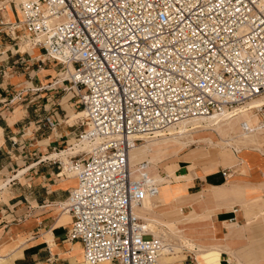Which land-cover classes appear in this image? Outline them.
<instances>
[{
  "label": "built area",
  "instance_id": "obj_1",
  "mask_svg": "<svg viewBox=\"0 0 264 264\" xmlns=\"http://www.w3.org/2000/svg\"><path fill=\"white\" fill-rule=\"evenodd\" d=\"M20 12L40 63L74 68L85 112L76 140H98L69 157L66 240L81 244L85 264H162L161 240L134 211L159 186L146 162L131 170L129 150L264 95V0H28ZM250 110L264 122V106Z\"/></svg>",
  "mask_w": 264,
  "mask_h": 264
},
{
  "label": "crops",
  "instance_id": "obj_2",
  "mask_svg": "<svg viewBox=\"0 0 264 264\" xmlns=\"http://www.w3.org/2000/svg\"><path fill=\"white\" fill-rule=\"evenodd\" d=\"M7 6L1 9L6 13H0V26H11L10 33L7 27H0V264H84L81 244L66 240L71 218L62 212L68 192L76 186V179L71 175L59 176L57 164V160L62 166L70 162L67 156L70 149L63 150L71 146L73 139L77 140L74 137L65 139L73 132L59 129L62 117L57 111L47 118L55 123L51 128L36 120L22 105L11 104V95L24 83L13 85V76L9 73L15 68L24 70L15 65H30V61L38 65L44 57L41 49L30 45L29 39L23 36L25 33L14 29L17 21L11 5ZM41 71L44 70H32L34 73ZM15 75L24 76L25 73L15 72ZM38 81L41 83L40 79ZM66 107L68 112L62 109L63 119L71 129L78 119L73 116L77 111L69 104ZM258 121L250 127L254 128ZM257 136L263 153L248 150L243 154L245 172L236 170L235 166L219 165L205 173L198 166L192 177L181 178L190 174L188 167L192 160L206 157L208 150L203 145H193L172 159L177 168L166 172L175 174L177 180L171 179L172 193L168 191L167 195H172V200L183 197L180 203H185L182 210L188 218L175 225V233L196 234L199 244L182 241L179 245L175 236V245L181 248L179 252L168 254L173 257L171 264H236L238 259L242 264H264V130ZM63 143L65 148L60 149ZM159 188H167V185H159ZM201 192L198 200L186 204L191 196ZM159 196L166 195L161 192ZM157 198L146 201L152 206L150 214L160 204ZM142 210L140 217H143ZM178 221L179 218L172 217L167 224L174 225ZM153 225L156 232H151L155 236L175 238L163 225L162 228ZM185 246L189 247L188 252L183 251Z\"/></svg>",
  "mask_w": 264,
  "mask_h": 264
},
{
  "label": "rangeland",
  "instance_id": "obj_3",
  "mask_svg": "<svg viewBox=\"0 0 264 264\" xmlns=\"http://www.w3.org/2000/svg\"><path fill=\"white\" fill-rule=\"evenodd\" d=\"M23 1L24 0H0V13L5 14L6 10L2 11L1 8L10 4L14 19H15V21H18V9L20 7V3ZM3 2H4V4H1ZM16 6L18 7V9ZM7 11H8V6H7ZM0 27H4V26H0ZM5 27H7L6 30L10 33V27L11 26H5ZM19 32L25 33L23 36H26L27 39H30L31 34L25 27H23V29L20 30ZM12 44L14 45L15 43L12 42ZM16 45H18V44H16ZM32 62L33 61H30V63H29L30 65H25V64L15 65V66H18L19 68L22 67L24 70H18L15 68V69H12V72L9 73L10 76H13L12 77L13 85L20 84L21 82L24 83L23 86H20L19 88H17L15 90V92L13 93V95H11L12 96V98H11L12 103L11 104L13 106H18V107L22 105V108L24 110L30 111L31 112L30 114L35 116L36 120H41L42 124H46L45 126H47L49 124L47 121V118H49L53 114V111H55V112L57 111L58 114L60 115V117H62V121L59 122L60 123L59 129L71 130L74 133V134L73 133L70 134L65 139H69L70 137L75 138V134L78 135L79 131L84 128V125H83L85 122L84 113H83V108L79 103L78 97L75 96V93H74V97H72L71 91H73V90L72 89L68 90V88L71 87V84L68 81L69 77L66 76V71L64 69V66L57 64L56 62L51 61V60H45V62L43 64L38 63V65H40V67L37 64L36 65L32 64ZM33 69H36V70L43 69L44 71H41L40 73H37V72L34 73V72H32ZM70 71L71 72L73 71L72 67H70ZM15 72H16V74L17 73L20 74L21 72H23V73H25V75L24 76H17V75H15ZM55 72L59 73L60 75L55 74ZM38 76L40 77L39 79H40L41 83H39V81H38L39 80ZM27 82H29V83H27ZM56 82L58 84H55ZM36 88H41V90H38ZM61 101H62V105H61ZM67 104H69L70 107L74 111H77L76 113L73 114V116L75 115L78 119H76L72 123L73 127L71 129H69L67 127L70 124H66L64 122V119H63L65 112L62 109L65 108L68 112V108L66 107ZM39 107L41 109H39ZM34 110H36V111H34ZM73 116L71 118H73ZM251 118H253L254 120H253V122H251L249 124V126H252L255 122H257L259 120V116L254 112L252 113ZM241 131L242 130L239 129V132H241ZM247 137H248L247 139H244V138L241 139L243 141L242 144H237V143L231 142L230 143L231 145L225 147V144H220L221 142H219L224 138V136H220V135L213 136L211 138L212 141L214 143L219 142L218 144H220L221 149H210V147L208 146L207 147L208 154L206 155V157L203 159L192 160V163L188 167L190 174L186 177H181V178L192 177V175L194 174V169L198 166H200L205 173L213 171L219 165H222L224 167H230V168L235 166L236 170H240V172H245L247 170V167H246V165L243 161V158H242L243 154L248 150H255V151L263 153V151L261 149V144L258 142L257 137H254L253 134H248ZM76 142H78V141H75L73 139L71 141V146L66 148L63 151H67V149L72 148ZM195 145H200V144L197 143ZM81 147L83 148V146H81ZM64 148H65V143H63V145L61 146L60 149H64ZM181 151H183V150H181ZM181 151L175 152V149H171L166 153V155H164V156L161 155L160 156L161 158L156 157L155 160H152V161H150V159L148 160L152 164L150 167V169H151L150 173L154 177L155 181L158 180V172L164 171L166 173L164 182L161 184H159V183L157 184V182H156V184L157 185L166 184L167 188H162L159 191L160 193L162 192V195H166V196H162V197L158 196L157 199H159V201H160L159 206L154 208L151 214L143 211L142 215L144 216L145 219L149 220L152 224H158L160 228H162L161 225H163L165 228H168V230H169L168 232L172 236L175 237V236L181 235L182 237L180 239V243H182V241L184 243H189V241L190 242L194 241L193 242L194 244L195 243L199 244V240H198L196 234L184 235V233H182V232L180 234L175 233V228H177V227H175V225L179 224V222L182 219H188V218H185L187 215H184L183 210H182V207L185 203H180V200L183 197L174 198V200H172V198H171L172 195H170V194L167 195L168 191L169 192L171 191V193H172L171 188H169L171 179L176 181L177 177L175 176V174L167 173L166 171L169 169L177 168V166L175 164L173 165V163L171 161ZM144 158L146 159V157H144ZM65 165L66 164H64L63 166H65ZM59 171H60V169H59ZM71 176H73V175H71ZM202 193L203 192L199 193L198 195L191 196L190 197V198H192L191 201L187 202L186 204H190L194 200H198ZM205 195H206V193H205ZM170 200H172V201H170ZM171 203H175V204H171ZM179 215H180V217H179ZM171 216L175 217V218H179L178 223H174V225L173 224L168 225L167 224L168 221L172 220ZM206 216H209V214H207ZM178 228H179V230H181L180 227H178ZM167 242H169L173 245V243H176V237L174 239L170 238L169 240H167ZM185 247H186V249H184L183 251L188 252L189 247L188 246H185ZM192 248L193 247H191V249ZM180 256H181V254H180ZM81 258H82V256H81ZM171 262H172V260H171ZM236 262H237L236 264H242L239 259Z\"/></svg>",
  "mask_w": 264,
  "mask_h": 264
},
{
  "label": "bare ground",
  "instance_id": "obj_4",
  "mask_svg": "<svg viewBox=\"0 0 264 264\" xmlns=\"http://www.w3.org/2000/svg\"><path fill=\"white\" fill-rule=\"evenodd\" d=\"M26 1L28 0H24L21 3H24ZM1 9H5V7ZM19 12H20V7H19ZM20 20H21V12H20ZM23 27L24 25L22 24L16 23L14 25L15 30H22ZM70 67H72V65L70 64L64 66V69L66 71V76L69 77L68 81L72 80L71 76L74 71V68L72 67L73 71L71 72ZM70 89L74 90L75 92H78V89L73 84H71V87L68 88V90ZM75 92L71 91L73 97H74ZM261 106H264V95L248 102L245 108H242V109L239 108L238 111H236L235 113L228 114V115L219 114V115H214L208 118H196V119L181 122L164 131H159L155 133L153 136H149V137L141 136L142 142L140 144L135 145L129 150L130 168L131 170L135 171L137 169V165L141 163L140 161L146 162L148 165L147 174L149 176V179L151 180V182L156 184L150 173L151 164L148 162V160L149 159L150 161L155 160L156 157L161 158L160 157L161 155L163 156L166 155V153L171 149H175V152H179L197 143H199L200 145L206 146V147L209 146L210 149H221L220 144H225V147L231 145L230 144L231 142L242 144L243 141L241 139L243 138L247 139L248 134H253V136L257 137L258 139L257 133L260 132L261 130H264V122L262 119H260L258 123H256L257 125L254 128L250 127L249 124L253 122L254 120L253 118H251L253 111L250 109L255 108V107H261ZM83 113L85 116L84 110H83ZM239 129L242 131L239 132ZM218 135L224 136V138L221 141H219L221 142L220 144H218L219 142L214 143L211 139L213 136H218ZM97 142L98 140H96L92 145L97 144ZM92 145H90L87 142L78 141L75 143V145H73L72 148H69L70 150L67 151V154H68L67 156L69 158V156L76 155L80 152L88 153L90 152ZM81 146H83V148ZM144 157H146V159ZM165 174L166 173L164 171L158 172V180L156 181L157 184L158 183L161 184L164 182ZM62 175H67V176L73 175L75 177L76 171L70 168V162H68L62 168L59 176H62ZM159 191H160V188L158 189V193ZM159 195L160 193L157 194L156 197H158ZM149 199H152V198L146 197L143 200L142 205L134 210L135 214L138 217H140V212L142 209L146 213H149L151 211L152 206L146 203V201ZM62 207H63L62 209H63L64 214L69 216L65 210V202L63 203ZM142 219L145 221L144 225H145L147 232L150 233L153 237L160 239L164 246L160 254V262L162 264H171V260L173 257H171L168 254L179 252L181 247L175 245V243H173L172 245L171 243L167 242L169 238L166 237L165 235L155 236L154 234H152L151 230L156 232V228L154 227L152 223H150L149 220L148 222L145 218H142ZM181 237H182L181 235H178L177 240L180 241ZM179 245H180V242H179ZM83 263L85 264L84 258H83ZM101 263H110V262L103 261V262H100L99 264Z\"/></svg>",
  "mask_w": 264,
  "mask_h": 264
}]
</instances>
